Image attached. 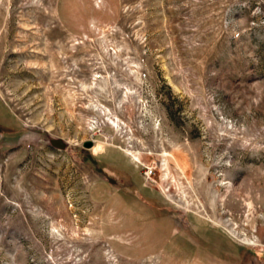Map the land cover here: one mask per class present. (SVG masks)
Segmentation results:
<instances>
[{"label": "rangeland", "instance_id": "obj_1", "mask_svg": "<svg viewBox=\"0 0 264 264\" xmlns=\"http://www.w3.org/2000/svg\"><path fill=\"white\" fill-rule=\"evenodd\" d=\"M206 255L264 264V0H0V264Z\"/></svg>", "mask_w": 264, "mask_h": 264}, {"label": "flooded vegetation", "instance_id": "obj_2", "mask_svg": "<svg viewBox=\"0 0 264 264\" xmlns=\"http://www.w3.org/2000/svg\"><path fill=\"white\" fill-rule=\"evenodd\" d=\"M115 189H116V187H115ZM177 213V212H176ZM164 245H166V244H164ZM201 247H199L198 249H194V248H196L193 244H191V243H187L186 245H183V247H185V248H183V250L185 251V252H187V253H189V251L191 252V251H202L203 250V247H202V245H200ZM161 249H162V247H160ZM240 260V262H241V259H239ZM206 264H222V258H220V257H216V256H211V255H206Z\"/></svg>", "mask_w": 264, "mask_h": 264}, {"label": "water", "instance_id": "obj_3", "mask_svg": "<svg viewBox=\"0 0 264 264\" xmlns=\"http://www.w3.org/2000/svg\"><path fill=\"white\" fill-rule=\"evenodd\" d=\"M90 144H91V140H89V139H86L82 142V145L85 147L89 146Z\"/></svg>", "mask_w": 264, "mask_h": 264}, {"label": "crops", "instance_id": "obj_4", "mask_svg": "<svg viewBox=\"0 0 264 264\" xmlns=\"http://www.w3.org/2000/svg\"><path fill=\"white\" fill-rule=\"evenodd\" d=\"M97 181H98V180H97ZM97 185H99V182H97V183L95 182V183L93 184V186H92V188L94 189V192H95V188H94V186L97 187ZM100 188H101V187H100ZM94 192H93V193H94Z\"/></svg>", "mask_w": 264, "mask_h": 264}]
</instances>
